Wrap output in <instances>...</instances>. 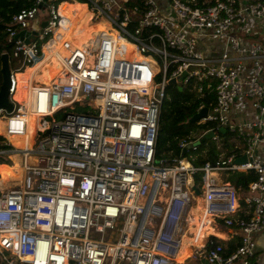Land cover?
I'll use <instances>...</instances> for the list:
<instances>
[{"label":"built area","instance_id":"1","mask_svg":"<svg viewBox=\"0 0 264 264\" xmlns=\"http://www.w3.org/2000/svg\"><path fill=\"white\" fill-rule=\"evenodd\" d=\"M7 40L18 67L0 123L26 138L29 116L37 121L21 148L0 140V157L18 160L17 178L0 186V264H176L198 200L192 227L207 215L238 246L225 255L212 234L189 260L261 261L264 0H34L12 17ZM53 60L56 79L29 78L26 101L14 100L15 75ZM168 87L213 101L164 165L156 147ZM205 142L219 159L195 166ZM248 172L247 190L226 180Z\"/></svg>","mask_w":264,"mask_h":264},{"label":"trees","instance_id":"2","mask_svg":"<svg viewBox=\"0 0 264 264\" xmlns=\"http://www.w3.org/2000/svg\"><path fill=\"white\" fill-rule=\"evenodd\" d=\"M33 2L34 0H0V70L1 56L3 54L8 55L10 70L18 67L16 60L10 56L12 44L7 40V28L12 17L19 11L30 8L33 5ZM1 84L2 76L0 73V86ZM167 94L168 98L164 100L161 109L156 147L157 156L164 162V165L170 164L173 158L180 156V141L197 128L196 124H190L189 121L197 114L198 107L203 103L206 108H210V103L213 101L212 96L206 100H200L186 90L179 92L174 87H168ZM212 127V124H207L202 126L201 129L207 130ZM225 138L227 139V136ZM3 139L0 138V140ZM17 144L20 146L19 143ZM228 145V142L223 140V147H229ZM206 147L208 151L202 158L199 157L197 159L194 163L195 166L202 165L206 162L213 163L219 159V153L212 142L201 144L198 148V152L202 153ZM8 163L9 162L7 161H2V158L0 157V168L3 166H9ZM226 180L235 188L247 190L248 186L256 180V175L253 172L231 173ZM199 181L200 178L197 177L195 181L197 186H199ZM207 233L216 234V231L208 229L205 234ZM199 237V235L196 236L197 239H199ZM212 239L215 243L226 246L225 255L234 251L238 246V238L236 237L226 243L218 238L213 237Z\"/></svg>","mask_w":264,"mask_h":264},{"label":"bare ground","instance_id":"3","mask_svg":"<svg viewBox=\"0 0 264 264\" xmlns=\"http://www.w3.org/2000/svg\"><path fill=\"white\" fill-rule=\"evenodd\" d=\"M73 8H76L77 10H80L81 14H83V15L85 14L84 10H82V7L76 5ZM85 20H88V19L85 18ZM80 24L82 25V23H80ZM83 30L86 31L85 28ZM47 65H49L48 68H47V70L49 72L48 80L50 79L51 83H52L56 79V76L59 74L58 71H60V70H58L55 67L56 62L54 60L50 64H47ZM37 70L41 72V75H37V72H36ZM25 71H26V73H24ZM22 73L25 76L24 84H26V82L29 80V78H32V79H34V82L45 84V85H49L48 82H46V78L48 76V73L46 72V68H44L43 66H37L36 68L26 69L23 72H19V73H17L15 75V79H16V83H17V87H16L17 90L15 91V94H14V98H13L14 100L20 101L19 95L22 97L21 92H20L21 87H22V78H23L21 76ZM23 93H24V98H25V101H26V99H27V89H25V87L23 88ZM35 120H37V118L32 117V121L29 122V118H28V131H27V134H26V138L25 137L7 136L5 134L3 128H2V126H3L2 123H0V135H1V137L4 138L2 141L3 142H9L15 148H21L22 146H19L16 142H20L23 145V142H22L23 138H25L26 140L29 141V137H31V132L33 130V124L32 123ZM30 123H31V130H30V126H29ZM1 133H4V134H1ZM27 136H28V138H27ZM11 138H15V139L12 140ZM23 141L25 142V140H23ZM17 164H18V161H17ZM17 164H16V169L14 171H11V169H9L6 166H3V167L0 168V174H1L0 186H5V184L11 178H17V176H18ZM14 166L15 165H14V162H13L12 167H14ZM190 214H191V216H193L189 220L190 221L189 222L190 232L188 233V235L186 237L183 238L182 246H181L180 252H179V256L176 258V261H175L176 264H185L184 263L185 261H189V257L194 252V250H196L197 248L203 246L205 244V241L207 240V238L210 235H212L211 233L205 234L206 231H208L206 229H211V219L207 215H204V217L202 218V222L201 223L199 222V224L197 225V230L194 229V227H192V226H194V224L197 223V220L201 216V214H203L202 213V206L200 204V200H198V203L196 204L195 208L190 210ZM202 228L205 231H203ZM193 232H200L199 233V236H200L199 240L195 244H190L187 247V252H186L185 251V247L189 243L190 239H192L191 237H192ZM216 234H218V233H216ZM203 237H205V238L202 240ZM186 255H187V258H185Z\"/></svg>","mask_w":264,"mask_h":264},{"label":"water","instance_id":"4","mask_svg":"<svg viewBox=\"0 0 264 264\" xmlns=\"http://www.w3.org/2000/svg\"><path fill=\"white\" fill-rule=\"evenodd\" d=\"M45 26V23L42 24V28ZM21 36L24 35V32H21L20 34ZM37 36L36 33H34V38ZM1 76H2V84L0 86V110H5L7 113H11L13 110V106L12 104L8 101V97H9V88H10V69H9V64H8V55L7 54H3L1 56V70H0ZM175 81H171L169 83V85H174ZM177 90L179 92H182L181 88H177ZM207 110L206 109H202L199 113H197L193 118H191V120L189 121L190 124H194L195 122H197L199 119H201L202 117H204L206 115ZM221 134H224V130L220 131ZM213 134L212 133H208L205 135L204 139L202 140V142L204 141H208L211 140ZM245 156L237 159L235 161L236 164H241V163H245ZM195 194L198 196L199 195V191L197 190V188L193 187L192 189Z\"/></svg>","mask_w":264,"mask_h":264},{"label":"crops","instance_id":"5","mask_svg":"<svg viewBox=\"0 0 264 264\" xmlns=\"http://www.w3.org/2000/svg\"><path fill=\"white\" fill-rule=\"evenodd\" d=\"M44 68H48V66L49 65H46V66H44L43 65V63L41 64ZM40 65V66H41ZM24 73H26V71L24 72ZM23 74V73H22ZM21 74V76L23 77L22 78V87H21V90H20V92H21V95H22V97L20 98V101H25V98H24V93H23V88L25 87V84H24V78H25V76H24V74L22 75ZM51 82H48V84H50ZM19 97H20V95H19ZM31 116L29 117V122H30V120H31ZM23 139H25V138H23ZM212 230H214L213 228H211ZM206 230H208V229H206ZM203 231H205V230H203ZM215 231V230H214ZM216 233H218L217 231H216ZM223 233H225V232H223ZM197 235H199V232H193V234H192V239H190V241H189V243L187 244L188 246L190 245V244H195V243H197L198 242V240L199 239H197L196 238V236ZM216 236H218V237H220L219 239H221V238H224L225 236L224 235H222L221 233H218V234H216ZM205 237H203L202 238V240L204 239ZM257 244H258V251L260 252V254H262L263 252H264V233L257 239ZM187 246V247H188ZM187 247H185V250H186V252H187ZM260 247V248H259ZM262 257V256H261ZM185 258H187V255L185 256ZM264 261V259H263V257L261 258V261L259 262V263H257V264H261L262 262ZM189 262H190V264H193V262L191 261V260H189Z\"/></svg>","mask_w":264,"mask_h":264},{"label":"rangeland","instance_id":"6","mask_svg":"<svg viewBox=\"0 0 264 264\" xmlns=\"http://www.w3.org/2000/svg\"><path fill=\"white\" fill-rule=\"evenodd\" d=\"M45 18V16L42 14V13H40L39 15H38V19L40 20V21H42L43 19ZM31 28L32 29H35V30H37L38 29V23H35V24H31ZM256 33L257 34H261L262 33V31H263V29H261L260 27H258L256 30ZM46 72L48 73V76H47V78H46V82H51V80L49 79L48 80V77H49V72H48V70L46 69ZM20 98H21V96H20ZM76 109V108H75ZM68 112H72V111H68ZM0 121L2 122V120L0 119ZM32 121V118H31V120H30V122ZM36 121L37 120H35L32 124H33V128H35V125H36ZM47 121H50V118H48L47 119ZM31 125V123L29 124V126ZM30 130H31V126H30ZM2 134V133H1ZM0 137H1V135H0ZM2 139H3V137H1ZM27 138H28V136H27ZM12 140H14L15 138H11ZM22 142H23V144L25 143L24 141H23V139H22ZM16 143H19L20 144V146H23L22 145V143H20V142H16ZM12 160H13V162H14V167H12V165H11V167L10 166H6V167H8L9 169H11V171H14L15 169H16V164H17V158L16 157H13L12 158ZM2 161H6V159H4V158H2ZM0 179H1V174H0ZM202 230H203V228H202ZM215 231H217L218 233H221L222 235H224L221 231H218V230H216V229H214ZM200 233V232H199ZM216 237H218V236H216ZM218 238H220V237H218ZM222 239V238H221ZM188 246V245H187ZM186 246V247H187ZM260 248V247H259ZM186 251V250H185ZM186 253V252H185ZM3 254L6 256V257H10V255L7 253V252H4L3 251ZM261 256L263 257V259H264V252L261 254ZM185 264H190V262L189 261H185L184 262ZM193 264H195L194 262H193ZM261 264H264V261L261 263Z\"/></svg>","mask_w":264,"mask_h":264}]
</instances>
